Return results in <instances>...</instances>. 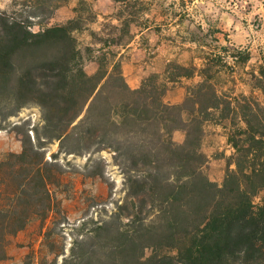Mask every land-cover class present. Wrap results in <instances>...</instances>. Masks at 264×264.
Segmentation results:
<instances>
[{"label":"trees","instance_id":"1","mask_svg":"<svg viewBox=\"0 0 264 264\" xmlns=\"http://www.w3.org/2000/svg\"><path fill=\"white\" fill-rule=\"evenodd\" d=\"M68 1L15 0L21 9L0 11V114L4 105L13 115L37 104L42 137L58 140L62 152L115 151L126 175L119 212L89 230L90 250L72 247L64 264H146L148 247L175 251L154 255L150 264H264V206L253 200L264 189V59L246 72L249 80L242 79L250 94L224 89L219 59L211 55L200 67L172 61L165 70L168 81L200 80L187 86L182 103H170L157 75L131 88L113 49L131 43V25L143 6L128 12L130 17L116 15L115 29L126 40L112 37L99 48H82L74 35L79 16L45 24ZM230 56L238 66L252 58L248 50ZM88 60L97 64L93 74L85 69ZM206 122L222 126L234 149L222 184L204 170ZM178 129L186 132L181 144L172 138ZM41 139L38 134L33 144L28 137L21 153L0 159V260L7 257L10 239L33 219H55L61 212L52 187L62 173L42 152ZM81 236L78 246L86 241Z\"/></svg>","mask_w":264,"mask_h":264},{"label":"rangeland","instance_id":"2","mask_svg":"<svg viewBox=\"0 0 264 264\" xmlns=\"http://www.w3.org/2000/svg\"><path fill=\"white\" fill-rule=\"evenodd\" d=\"M14 1L0 0V11L21 9ZM140 5L143 11L138 14L136 11ZM130 11L136 12L137 22L131 25L134 38L127 47L115 46L113 49L122 59V71L131 88H139L141 78L143 81L151 75H157L159 82L165 84L168 80L165 70L172 61L186 67L193 64L200 67L204 57L211 55L219 59V81L224 89L250 94V86L243 80H249L246 72L263 63L264 0H127L126 3L69 0L45 24H63L79 16L81 28L74 35L80 46L99 48L108 38L127 39L123 31L115 29V26L120 27L116 15L121 12L123 17H130ZM26 14L22 11L23 16ZM144 24L150 28L141 31ZM38 29V25L34 26V30ZM238 50L251 52L252 58L247 64L238 66L234 63L230 53ZM85 69L93 74L97 69L96 62L86 61ZM232 73H235L234 81ZM199 80L182 78L174 86L167 84L165 100L182 103L187 86ZM137 84L139 86L135 87ZM8 112V106L4 105L0 114V159L8 152L21 153L28 137L33 144H38L37 135H41L39 145L42 152L50 162L58 165L62 173L60 184L52 187L61 212L55 219L52 216L45 221L33 219L10 239L7 257L0 260V264H64V257H69L72 247L75 246L77 251L90 250L92 241L86 238L89 230L95 228L99 221H108L119 212L118 208L127 195L124 168L115 151L110 149L85 154L62 152L58 140L42 137L43 114L37 104L24 106L13 115ZM211 123H205V137L203 135L201 143V151L209 159L204 170L212 181L222 184L234 149L229 148L231 151L227 152L226 149L211 148L206 151V135L221 133V129L214 128ZM172 138L179 144L183 143L185 130L174 131ZM253 200L255 205L264 206V189ZM81 234L86 241L78 246L75 242L82 237ZM166 253L173 255L175 251L148 247L144 250L143 261L150 264L154 255Z\"/></svg>","mask_w":264,"mask_h":264},{"label":"crops","instance_id":"3","mask_svg":"<svg viewBox=\"0 0 264 264\" xmlns=\"http://www.w3.org/2000/svg\"><path fill=\"white\" fill-rule=\"evenodd\" d=\"M196 78L200 79L199 76H196L194 79H196ZM187 80H193V79H187ZM141 82H142V78H141ZM138 83L141 84L140 82H138ZM178 83H180V82L179 81L178 82H170L167 80L166 86H167V84H171L174 86ZM139 84H137L135 87H138ZM211 124L214 126V128L221 129V133H210V134L206 135V140L204 138V146H205L206 151L212 150L211 148H215V149L218 148L219 150L226 149L227 152L231 151V149H233V148L228 143L227 135L224 132V129L222 128V126L214 124V123H211ZM205 133H206V129H205ZM204 137H205V135H204ZM229 148H231V149H229ZM232 152H233V150H232ZM220 165H221V163H220Z\"/></svg>","mask_w":264,"mask_h":264}]
</instances>
